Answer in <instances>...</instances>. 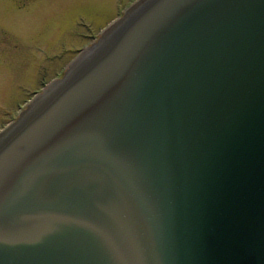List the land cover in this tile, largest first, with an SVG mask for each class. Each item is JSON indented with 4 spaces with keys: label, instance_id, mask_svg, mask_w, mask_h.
Here are the masks:
<instances>
[{
    "label": "water",
    "instance_id": "95a60500",
    "mask_svg": "<svg viewBox=\"0 0 264 264\" xmlns=\"http://www.w3.org/2000/svg\"><path fill=\"white\" fill-rule=\"evenodd\" d=\"M111 23L0 131V264H264V0Z\"/></svg>",
    "mask_w": 264,
    "mask_h": 264
},
{
    "label": "rangeland",
    "instance_id": "374dc122",
    "mask_svg": "<svg viewBox=\"0 0 264 264\" xmlns=\"http://www.w3.org/2000/svg\"><path fill=\"white\" fill-rule=\"evenodd\" d=\"M135 1L0 0V130Z\"/></svg>",
    "mask_w": 264,
    "mask_h": 264
},
{
    "label": "bare ground",
    "instance_id": "6f19581e",
    "mask_svg": "<svg viewBox=\"0 0 264 264\" xmlns=\"http://www.w3.org/2000/svg\"><path fill=\"white\" fill-rule=\"evenodd\" d=\"M112 24V23H111Z\"/></svg>",
    "mask_w": 264,
    "mask_h": 264
}]
</instances>
